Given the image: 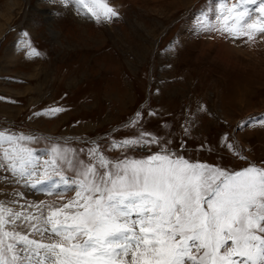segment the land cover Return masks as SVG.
<instances>
[{
  "label": "rangeland",
  "instance_id": "obj_1",
  "mask_svg": "<svg viewBox=\"0 0 264 264\" xmlns=\"http://www.w3.org/2000/svg\"><path fill=\"white\" fill-rule=\"evenodd\" d=\"M108 3L118 16L97 22L67 0H0V131L32 137L21 143L41 160L58 145L88 163L95 142L113 161L165 146L227 170L264 167V124H245L264 115V34L200 30L222 0ZM33 48L39 55L28 54ZM53 108L63 111L36 115ZM141 132L160 144L111 148ZM73 196L62 185L16 183L0 169V201L16 210Z\"/></svg>",
  "mask_w": 264,
  "mask_h": 264
},
{
  "label": "snow or ice",
  "instance_id": "obj_2",
  "mask_svg": "<svg viewBox=\"0 0 264 264\" xmlns=\"http://www.w3.org/2000/svg\"><path fill=\"white\" fill-rule=\"evenodd\" d=\"M67 2L97 22L118 16L108 0ZM199 28L252 40L264 34V0H222L215 22L202 17ZM28 54L39 55L34 48ZM249 123L264 124V115ZM32 139L0 131V169L16 183L62 185L74 196L20 210L0 201V264H264V167L227 170L189 161L165 146L146 157L113 161L95 142L88 163L58 145L41 160L21 143ZM150 144L160 141L141 132L111 148ZM34 207L37 212L29 211Z\"/></svg>",
  "mask_w": 264,
  "mask_h": 264
},
{
  "label": "bare ground",
  "instance_id": "obj_3",
  "mask_svg": "<svg viewBox=\"0 0 264 264\" xmlns=\"http://www.w3.org/2000/svg\"><path fill=\"white\" fill-rule=\"evenodd\" d=\"M215 8V7H214ZM201 17V16H200Z\"/></svg>",
  "mask_w": 264,
  "mask_h": 264
}]
</instances>
